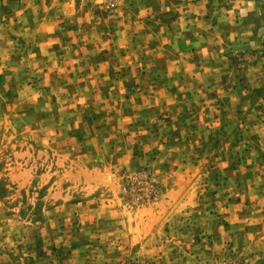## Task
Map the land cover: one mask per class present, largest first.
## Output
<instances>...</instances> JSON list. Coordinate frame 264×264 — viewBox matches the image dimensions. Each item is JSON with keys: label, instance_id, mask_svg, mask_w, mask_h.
Returning a JSON list of instances; mask_svg holds the SVG:
<instances>
[{"label": "rangeland", "instance_id": "1", "mask_svg": "<svg viewBox=\"0 0 264 264\" xmlns=\"http://www.w3.org/2000/svg\"><path fill=\"white\" fill-rule=\"evenodd\" d=\"M0 264H264V0H0Z\"/></svg>", "mask_w": 264, "mask_h": 264}]
</instances>
